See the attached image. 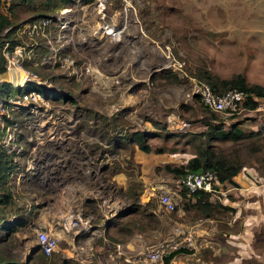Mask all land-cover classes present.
Wrapping results in <instances>:
<instances>
[{"label":"rangeland","instance_id":"obj_1","mask_svg":"<svg viewBox=\"0 0 264 264\" xmlns=\"http://www.w3.org/2000/svg\"><path fill=\"white\" fill-rule=\"evenodd\" d=\"M47 2L0 6L14 23L35 22L24 30L19 25L11 46L18 43L21 67L58 93L39 92L0 115V147L12 166L13 206L4 216L17 211L23 218L9 233L0 229L1 254L22 264H164V254L182 247L170 264L220 261L226 254L220 237L233 210L209 216L183 209L174 193L179 175L166 165L184 163L208 141L233 152L241 167L264 172V98L224 115L202 110L194 97L203 81L194 75L198 65L264 84V0ZM38 14L49 15L45 25L33 18ZM22 75L3 70L0 80L17 85ZM218 119L223 127L236 121L258 133L235 140L195 135ZM136 129L154 133L146 137L149 151L123 139ZM163 191L174 198L169 211L158 203ZM69 210L83 218L74 232L60 228L59 217ZM41 227L58 234L49 255L38 248L30 253ZM156 247L161 257L151 260L147 253Z\"/></svg>","mask_w":264,"mask_h":264},{"label":"trees","instance_id":"obj_2","mask_svg":"<svg viewBox=\"0 0 264 264\" xmlns=\"http://www.w3.org/2000/svg\"><path fill=\"white\" fill-rule=\"evenodd\" d=\"M25 1L30 0H9L8 7L11 8L17 4L24 3ZM47 4L51 0H47ZM66 1V0H63ZM83 2L88 0H82ZM1 6V0H0ZM39 16L46 15H34L33 18ZM49 16V15H47ZM19 23H14L11 21L10 17L3 13L0 9V46L6 40L11 46L15 41H17L16 37V27ZM6 28V29H5ZM3 29H5L3 31ZM4 57L0 54V72L4 70ZM23 65H27V62H23ZM194 75L208 83L210 88L216 92H219L225 88L236 87L238 89H243L251 95H247L244 100V107L246 108H254L258 104L259 97L264 98V84H260L257 82L249 83L246 81L245 76L241 72H234L229 77H220L217 74L210 71L203 65H198L195 67ZM172 80H176L175 75L172 74ZM29 89H35L40 92L43 96H52L55 93L52 89L46 88L43 84L38 83L34 80H26L22 82L20 85H10L8 81L0 80V97L3 98L9 93H21L23 91H27ZM195 98H199L198 93H194ZM202 102V101H201ZM200 103V102H199ZM201 109H206L204 104L201 103ZM210 118H214L215 114L212 111H209ZM206 128L201 133L195 134L204 136L206 139H239V138H247L253 130H245L240 127L239 123L231 122L228 127H223V122L218 119V121H205ZM258 133V132H255ZM154 134L152 131H143V130H132L130 132H126L123 136V139L127 142L135 143L139 149L143 151H149L151 149V145L146 140V137ZM192 134L193 137H195ZM155 150L162 151L163 147H157ZM11 157L8 152L4 150V148L0 147V229L4 230L5 233H9L13 230V227L16 223L22 222L23 218L20 214H17V211L12 212L13 216L7 218L4 214L8 209H11L13 206L12 196L10 187L8 184V175L11 169ZM241 160L233 153V152H225L220 148H213L210 142L206 141L205 144H198L194 147V152L191 154L184 163L178 165H166L167 170L172 172L174 175H182L186 171H198L202 169H213L219 181L221 180H229L232 181V175L235 174L239 168L241 167ZM181 205L183 209H188L195 207L199 209L204 215L215 216V214L219 211L227 210L230 208L229 205H226L217 200H210L209 193L197 189L195 191L186 193L185 189L182 188L180 190V199ZM5 215V216H4ZM40 249L39 251L43 254L39 245L33 246L31 248V252H35L36 249ZM183 250L182 247H176L170 250L168 253L163 255V263L169 264L170 258L173 257V254L178 251ZM22 264L20 262H11L0 252V264Z\"/></svg>","mask_w":264,"mask_h":264},{"label":"built area","instance_id":"obj_3","mask_svg":"<svg viewBox=\"0 0 264 264\" xmlns=\"http://www.w3.org/2000/svg\"><path fill=\"white\" fill-rule=\"evenodd\" d=\"M9 0H1V3H8ZM38 17L34 18L37 19ZM50 19V17L40 16L39 22L42 25H45ZM50 21V20H49ZM21 27V30H24V27H34V21H27ZM19 25L16 27L19 30ZM18 44V43H16ZM14 44L11 48H8V41H4L0 46V54L4 57V70L15 69L22 71V82L26 80H34L36 82H40L39 77L30 70L23 69L20 65L19 60L15 57V54L19 51V46L14 48L16 45ZM13 53L11 54V51ZM19 83V84H21ZM195 93L199 94V98L204 104V106L212 111L220 112L224 115H231L237 113L241 108L244 107V100L247 95H251L247 91L243 89H238L236 87L225 88L219 92H216L210 88L208 83L204 81H200L197 83L196 88L194 89ZM21 99L19 98H11L10 96H5L3 98L0 97V115H7V107H12L13 103L19 100H26L27 98L36 99L39 97V92L35 89H29L27 91H23L21 93ZM252 96V95H251ZM256 98L255 96H252ZM176 183L179 185V190L185 188L186 193L189 194L192 191L197 189L204 190L209 193V195H213L217 193L220 185V181L217 178V174L213 169H202L198 171H186L184 174L179 175L175 178ZM158 203L166 210H171L174 205V198L172 194L169 192H161L158 195ZM60 228L64 231L75 229L78 226L82 225V215L78 210H69L63 212L60 215ZM36 241L40 246L42 252L45 255H49L50 252L56 247L58 241V234L53 231H48L44 228L36 230ZM148 257L151 260H155L161 257L159 248L151 249L147 253Z\"/></svg>","mask_w":264,"mask_h":264},{"label":"crops","instance_id":"obj_4","mask_svg":"<svg viewBox=\"0 0 264 264\" xmlns=\"http://www.w3.org/2000/svg\"><path fill=\"white\" fill-rule=\"evenodd\" d=\"M177 191L174 193H180L179 188ZM209 199L229 205L234 213L220 237L226 254L218 262L208 258L195 264H264V172L257 174L252 167L242 166L232 175V181L221 180L217 193ZM73 255L83 256L78 252Z\"/></svg>","mask_w":264,"mask_h":264},{"label":"water","instance_id":"obj_5","mask_svg":"<svg viewBox=\"0 0 264 264\" xmlns=\"http://www.w3.org/2000/svg\"><path fill=\"white\" fill-rule=\"evenodd\" d=\"M41 228H43V227H41Z\"/></svg>","mask_w":264,"mask_h":264},{"label":"clouds","instance_id":"obj_6","mask_svg":"<svg viewBox=\"0 0 264 264\" xmlns=\"http://www.w3.org/2000/svg\"><path fill=\"white\" fill-rule=\"evenodd\" d=\"M181 190V189H180Z\"/></svg>","mask_w":264,"mask_h":264}]
</instances>
